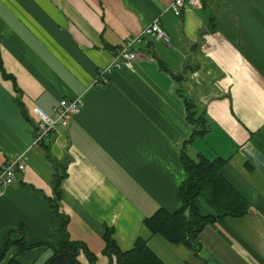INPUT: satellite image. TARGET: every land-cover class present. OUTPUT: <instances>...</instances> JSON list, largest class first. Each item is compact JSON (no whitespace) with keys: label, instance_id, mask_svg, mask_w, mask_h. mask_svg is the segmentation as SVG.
Masks as SVG:
<instances>
[{"label":"crops","instance_id":"obj_1","mask_svg":"<svg viewBox=\"0 0 264 264\" xmlns=\"http://www.w3.org/2000/svg\"><path fill=\"white\" fill-rule=\"evenodd\" d=\"M173 1L0 0V166L28 159L0 197V254L11 243L0 264H51L60 219L49 199L65 164L60 213L94 264L116 262L109 231L122 252L143 240L165 264H264V0H200L178 14ZM156 20L168 41L144 36L132 66L97 85L115 52ZM181 94L208 126L191 142ZM77 98L83 108L36 143L38 110L53 116ZM182 153L224 160L222 176L249 205L209 223L199 252L145 223L181 207ZM79 261L91 264L84 253Z\"/></svg>","mask_w":264,"mask_h":264},{"label":"trees","instance_id":"obj_2","mask_svg":"<svg viewBox=\"0 0 264 264\" xmlns=\"http://www.w3.org/2000/svg\"><path fill=\"white\" fill-rule=\"evenodd\" d=\"M158 64L162 70L170 73L160 60H158ZM174 78L176 79L175 76ZM181 96L184 97L187 120L192 126V134L188 140V142H191L196 137L205 135L208 132V126L206 125L205 114L198 115L196 104L188 96L183 94ZM181 160L187 173V178L180 188L181 207L174 212H168L160 208L153 216L147 218L145 223L153 234L160 235L169 243L175 245L183 244L193 251L199 252L201 247L198 241L199 236L209 223L228 216L242 217L247 213L249 205L222 176L221 170L225 161L221 158L210 160L200 156L196 161L182 153ZM65 166L62 167L61 173L56 175L53 181L54 197L49 199L52 210L60 219L58 228L59 242L50 259V263L82 264L79 261V256L84 253L89 262L94 264L95 257L88 252L86 247L82 243L71 240L68 232L69 218L60 213L59 202L61 199L62 181L66 177ZM200 198L212 209V214L202 213L198 205ZM105 238L107 243L106 254L112 260L115 258V264H165L149 248L146 241L138 240L132 250L122 252L117 247L110 231ZM10 244L8 241L0 254V263L4 260ZM18 245L20 249L28 247L24 239H21ZM8 264L19 263L14 259Z\"/></svg>","mask_w":264,"mask_h":264},{"label":"built area","instance_id":"obj_3","mask_svg":"<svg viewBox=\"0 0 264 264\" xmlns=\"http://www.w3.org/2000/svg\"><path fill=\"white\" fill-rule=\"evenodd\" d=\"M187 5L190 7H200L201 1L174 0L171 4V10L178 14ZM144 36L152 37L157 41H168L167 33L161 27L160 21H154L151 25L146 27L138 37L128 40L121 49L115 52L110 67L99 70L95 83L97 85L106 84L113 71L122 69L123 67H131L133 62L138 58L137 53L133 50V46L141 41ZM83 106V100L77 98L72 101H60L59 105L54 108L53 116H47L38 110L41 120L39 124L40 133L36 138V143L47 138L50 133L56 130L58 124H66V122L73 115L77 114ZM27 160L25 154H18L0 166V197L3 195L4 189L15 182L18 172L25 171Z\"/></svg>","mask_w":264,"mask_h":264},{"label":"rangeland","instance_id":"obj_4","mask_svg":"<svg viewBox=\"0 0 264 264\" xmlns=\"http://www.w3.org/2000/svg\"><path fill=\"white\" fill-rule=\"evenodd\" d=\"M199 202H201L203 204V205L200 206V208H204L205 203L201 199H199ZM203 210H202L203 214H212L213 213L212 210H210V209H208V210H210V211H208V213H206L207 212L206 210H204L205 212Z\"/></svg>","mask_w":264,"mask_h":264}]
</instances>
